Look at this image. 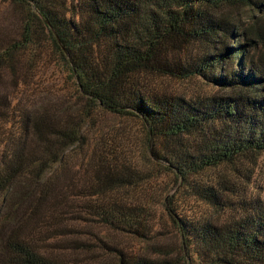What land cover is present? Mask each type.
Segmentation results:
<instances>
[{"label":"trees","instance_id":"trees-1","mask_svg":"<svg viewBox=\"0 0 264 264\" xmlns=\"http://www.w3.org/2000/svg\"><path fill=\"white\" fill-rule=\"evenodd\" d=\"M1 1L18 6L23 18L19 37L0 42V81L8 72L16 88L26 89L28 75L18 66L26 57L30 63L37 60L41 37L47 34L79 92L98 107L138 121L147 142H155L154 160L173 174L178 187L213 208L232 206L226 195L235 192V182L221 177L204 183L201 177L225 167L240 172L241 162L264 152V63L247 57L258 48L251 32L216 11L223 5L261 8L262 0ZM227 36L230 44L222 39ZM175 42L206 44L207 51L175 60L170 49ZM149 74L198 77L230 93L198 98L159 93L145 85ZM14 100L12 106L10 98H0V145L5 150L0 155V246L5 251L0 264H84L57 253L86 250L84 241L61 240L77 234L75 225H51L40 233H48L46 240H61L50 251L42 247L39 231L26 234L29 227L35 230L31 224L39 222L50 195V212H56L52 218L70 213L71 223L95 222L137 237L153 234L152 211L114 195L144 180L115 140L93 150L96 182L76 194L80 200L75 204L66 202L72 187H57V177L45 176L64 162L70 147L85 144L89 112L58 119L46 109L34 114L17 110ZM5 124L10 131L16 128L15 134ZM241 200L238 217L217 224L179 215L168 199L165 207L180 237L177 264H264V201ZM100 242L113 259L94 264H175L167 257L175 252L162 245L146 255Z\"/></svg>","mask_w":264,"mask_h":264},{"label":"rangeland","instance_id":"rangeland-1","mask_svg":"<svg viewBox=\"0 0 264 264\" xmlns=\"http://www.w3.org/2000/svg\"><path fill=\"white\" fill-rule=\"evenodd\" d=\"M264 3V0H262ZM218 17L232 23L239 29L251 32L258 43V48L252 50L247 57H252L254 61L264 63V6L258 8L256 6L243 5H223L217 8ZM23 12L22 10L10 3L9 1L0 0V42L7 44L19 37L21 32ZM260 35V36H259ZM47 34L42 35V47L39 56L34 63L27 62V57L19 64L20 72H26L28 75L27 82L29 86L26 89L16 88L11 81L8 72L5 73L4 79L0 81V98L7 97L11 99L12 106L18 99L17 110L24 109L28 113H37L48 110L55 114L59 119L67 118L75 119L80 112H89L92 116L91 120L85 126L88 137L85 144L70 147L64 157L65 160L61 165H55L49 170L45 176L57 177V187L70 186L73 188V195L66 202L75 204L79 201L76 196L81 189L90 187L96 181V172L93 168L95 160L94 154L96 146L111 145L115 140V145H119L122 151V157L127 159L144 177L143 182L135 186L127 187L114 192L122 201L132 204H142L152 211L153 220L151 222L150 236H135L130 233H122L105 228L95 222L71 223V214L67 213L61 218H52L50 207L52 203V195L48 197V202L43 208V214L47 215L43 220V214L39 222H34L31 226L35 230L26 229V234L37 235L39 231V239L42 241V247L51 250L57 243L63 239L80 240L89 244L86 250H68L64 253L58 252L68 259H77L84 264H94L97 261H110L113 259L110 255L111 250L104 248L100 241L108 246H117L131 253H139L150 255L154 251L156 245L165 247L164 251L175 253L168 255L170 262L177 264V252L180 245V237L173 224L167 207L166 201L169 199L171 206L179 215L192 219L210 220L217 224H222L238 217L242 200L245 201H264V152L255 158L241 162L236 172L230 167L220 168L217 170H209L202 175V181H218L221 177H225L235 182V192L227 193V197L231 198L232 206L228 209H216L208 206L204 202L191 196L186 188H180L175 183L173 174L156 162L151 154L155 142H147L145 131L138 121L121 117L115 113L98 107L94 103L88 101L80 92L76 85L77 80L73 77L55 52L52 45L47 42ZM227 43H231L230 37L222 38ZM171 47V46H170ZM171 56L181 61L187 60L189 57H196L207 50L206 44L184 45L181 42H175ZM145 85L152 91L159 93L184 96L186 98L206 97L209 95L228 94L229 91L218 89L209 85L198 77L189 79H177L173 77L162 76L158 74H149L145 77ZM14 96V97H13ZM26 112V111H25ZM8 133L15 134L16 128L10 131L7 125L2 126ZM31 138L26 140L28 145ZM101 143V144H100ZM0 145V155L5 152ZM215 179V180H214ZM61 191V190H60ZM60 191L58 194H60ZM57 196L54 195V197ZM81 198V197H80ZM84 201V200H83ZM85 201H88L87 199ZM93 201V199L91 200ZM56 213V212H55ZM63 222V223H62ZM75 225L78 229L75 235H66L61 240H46L49 236L40 234L50 230V226ZM52 234H50L51 237ZM46 250V251H47ZM4 249L0 246V263L4 256ZM179 259V257H177ZM181 258V257H180ZM179 264H182L179 261Z\"/></svg>","mask_w":264,"mask_h":264}]
</instances>
